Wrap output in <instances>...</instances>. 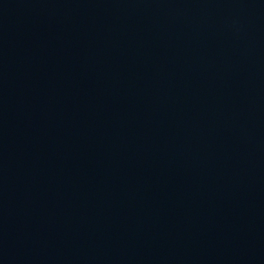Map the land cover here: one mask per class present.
<instances>
[{"label":"water","instance_id":"water-1","mask_svg":"<svg viewBox=\"0 0 264 264\" xmlns=\"http://www.w3.org/2000/svg\"><path fill=\"white\" fill-rule=\"evenodd\" d=\"M0 264H264V0H0Z\"/></svg>","mask_w":264,"mask_h":264}]
</instances>
